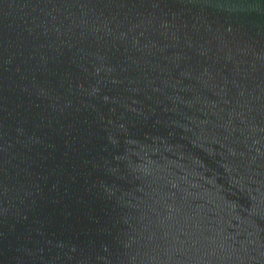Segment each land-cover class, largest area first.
Returning a JSON list of instances; mask_svg holds the SVG:
<instances>
[{
  "label": "water",
  "instance_id": "95a60500",
  "mask_svg": "<svg viewBox=\"0 0 264 264\" xmlns=\"http://www.w3.org/2000/svg\"><path fill=\"white\" fill-rule=\"evenodd\" d=\"M0 264H264V0H0Z\"/></svg>",
  "mask_w": 264,
  "mask_h": 264
}]
</instances>
